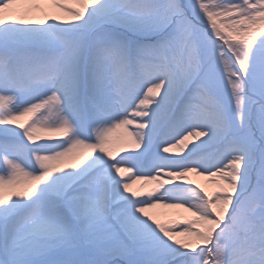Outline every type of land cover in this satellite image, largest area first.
I'll return each instance as SVG.
<instances>
[{"label":"snow or ice","instance_id":"6c2138e0","mask_svg":"<svg viewBox=\"0 0 264 264\" xmlns=\"http://www.w3.org/2000/svg\"><path fill=\"white\" fill-rule=\"evenodd\" d=\"M73 2L0 0V264H264V0Z\"/></svg>","mask_w":264,"mask_h":264},{"label":"rangeland","instance_id":"374dc122","mask_svg":"<svg viewBox=\"0 0 264 264\" xmlns=\"http://www.w3.org/2000/svg\"><path fill=\"white\" fill-rule=\"evenodd\" d=\"M68 3L70 7L75 6L73 0H68ZM123 139H127V134L124 129H118L116 133H114L110 138L111 147L118 148ZM192 179L196 181V176H192ZM199 184L205 187L209 192L214 190V187L211 184L210 180L204 179ZM148 187H154V184H150L148 185ZM152 211L153 214H155L157 218L161 220V222H164L169 226L185 219H194V217H192L190 213L183 211V209L160 207Z\"/></svg>","mask_w":264,"mask_h":264},{"label":"bare ground","instance_id":"6f19581e","mask_svg":"<svg viewBox=\"0 0 264 264\" xmlns=\"http://www.w3.org/2000/svg\"><path fill=\"white\" fill-rule=\"evenodd\" d=\"M203 180H204V178H202V177H196V182H197V183H201ZM138 186H139V185L134 186V187H138Z\"/></svg>","mask_w":264,"mask_h":264},{"label":"trees","instance_id":"16d2710c","mask_svg":"<svg viewBox=\"0 0 264 264\" xmlns=\"http://www.w3.org/2000/svg\"><path fill=\"white\" fill-rule=\"evenodd\" d=\"M211 184L213 185V187L215 188V185L211 182Z\"/></svg>","mask_w":264,"mask_h":264}]
</instances>
